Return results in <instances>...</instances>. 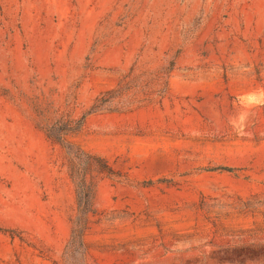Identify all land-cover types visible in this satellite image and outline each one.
<instances>
[{
	"label": "rangeland",
	"instance_id": "1",
	"mask_svg": "<svg viewBox=\"0 0 264 264\" xmlns=\"http://www.w3.org/2000/svg\"><path fill=\"white\" fill-rule=\"evenodd\" d=\"M108 91L79 257L46 130ZM0 264H264V0H0Z\"/></svg>",
	"mask_w": 264,
	"mask_h": 264
},
{
	"label": "trees",
	"instance_id": "2",
	"mask_svg": "<svg viewBox=\"0 0 264 264\" xmlns=\"http://www.w3.org/2000/svg\"><path fill=\"white\" fill-rule=\"evenodd\" d=\"M111 91L104 93L92 105L91 109L77 120L61 119L47 128V135L53 141L62 145L69 160V175L76 187L77 211L68 247L77 256L85 253V235L89 230L90 217L95 214V197L97 190L96 175L104 174L115 177L117 172L100 155L86 151L68 139L70 134L78 132L84 125L87 114L100 111H118L109 96ZM209 171H234L230 166L207 168Z\"/></svg>",
	"mask_w": 264,
	"mask_h": 264
},
{
	"label": "clouds",
	"instance_id": "3",
	"mask_svg": "<svg viewBox=\"0 0 264 264\" xmlns=\"http://www.w3.org/2000/svg\"><path fill=\"white\" fill-rule=\"evenodd\" d=\"M238 119H239L238 124L236 122H232L233 127H234V129L238 135H243L244 134V128L246 127L247 114L242 113Z\"/></svg>",
	"mask_w": 264,
	"mask_h": 264
}]
</instances>
